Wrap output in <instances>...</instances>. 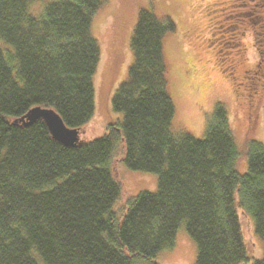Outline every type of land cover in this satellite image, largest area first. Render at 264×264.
<instances>
[{"label": "trees", "instance_id": "trees-1", "mask_svg": "<svg viewBox=\"0 0 264 264\" xmlns=\"http://www.w3.org/2000/svg\"><path fill=\"white\" fill-rule=\"evenodd\" d=\"M36 3L39 15L30 11ZM101 3L0 0V264H139L171 249L182 224L196 246L194 264H264V253L249 261L237 213L251 218L264 245V147L248 139L246 171L238 172L220 103L201 139L171 131L163 53L171 18L138 12L133 61L111 98L121 121L100 137L66 146L42 119L17 122L34 107L54 109L71 129L92 118L99 45L91 23ZM120 143L122 163L156 174L157 189L115 212L121 185L111 165Z\"/></svg>", "mask_w": 264, "mask_h": 264}, {"label": "rangeland", "instance_id": "rangeland-1", "mask_svg": "<svg viewBox=\"0 0 264 264\" xmlns=\"http://www.w3.org/2000/svg\"><path fill=\"white\" fill-rule=\"evenodd\" d=\"M40 8L36 3L35 12L30 11L39 15ZM141 9L151 10L159 18L169 17L175 24V30L163 39L167 88L175 108L171 131L201 139L207 117L216 103L222 104L240 154L236 170L245 172L246 141L251 138L264 147V0H102L91 23L99 45L92 80L95 109L79 129L78 143L100 137L108 124L121 121L111 98L133 61L130 38ZM220 57L225 70L230 58L235 61L231 77L222 70ZM124 155L120 143L111 165L121 185L114 211L138 193L157 189L156 174L128 169L122 163ZM237 213L249 261L260 259L264 245L255 234L253 221L243 210L237 209ZM195 255V243L182 224L171 249L139 264H194Z\"/></svg>", "mask_w": 264, "mask_h": 264}, {"label": "water", "instance_id": "water-1", "mask_svg": "<svg viewBox=\"0 0 264 264\" xmlns=\"http://www.w3.org/2000/svg\"><path fill=\"white\" fill-rule=\"evenodd\" d=\"M37 119H42L45 122L51 136L55 140L66 146H74L78 143L79 130L68 128L59 114L52 108L34 107L19 118L17 122L23 126H29Z\"/></svg>", "mask_w": 264, "mask_h": 264}]
</instances>
